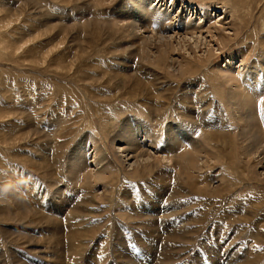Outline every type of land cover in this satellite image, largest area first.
Wrapping results in <instances>:
<instances>
[{"label": "rangeland", "instance_id": "374dc122", "mask_svg": "<svg viewBox=\"0 0 264 264\" xmlns=\"http://www.w3.org/2000/svg\"><path fill=\"white\" fill-rule=\"evenodd\" d=\"M5 1L9 0H0L3 2L0 3V33H2L0 34V264H151L154 255L155 264L158 262L166 264L168 262L169 264L170 262L208 264L209 262L211 264L212 259L219 256L222 250L231 254L236 249H240L236 253L241 255H237L238 257L241 258L242 253L245 254L241 264L248 262L257 253L260 254H257V258H260L259 262L263 263L264 174L256 175L255 172L260 170L255 166V169H252L248 157H243L245 154L242 155L241 139L238 135L240 127H236L238 122L234 120V117L232 118L233 113L236 112L229 103L230 86L221 80V73L234 72L237 82L242 83L241 86L245 89H249L251 86L249 83L260 77L257 80L258 83L264 84V71L259 69V75L253 72V65H264V0H160L157 4L156 0L152 1L151 4L160 10L170 11L173 16L171 23L175 24L172 31L165 34L172 36L170 38L173 44L171 48L166 47V52L171 50L165 52L164 57L159 55L157 57L159 51L156 47L160 45L158 37L163 35L157 33L153 27L145 24L146 31L144 28L139 30L142 33L137 31L143 40L134 38L131 34L128 37L122 36L125 30L116 25L117 16L121 12L114 8L120 4L124 5L123 0H26V4L24 0H16V2L10 0L8 3ZM35 1L38 2L36 3L39 8ZM81 2L86 4L83 6ZM66 6L70 8V11ZM5 9H8V12H5ZM205 16H210L211 21L200 31L195 29L185 33L178 27L179 19L182 17H190L195 24L197 22L204 24ZM37 21L47 23L42 25ZM105 23L107 26L113 23L111 25L114 26L105 27ZM222 38L225 40H221ZM23 42L27 43V46ZM130 44H133L135 49L132 45L130 47ZM240 48L243 49V56L234 57L231 61V55ZM145 49H148L147 52ZM151 61H153L152 64ZM67 67H70L69 71ZM238 72L246 74L250 81L240 82L238 77L241 79L242 74L238 76ZM127 74H132L131 80L118 76ZM150 75L152 77H146ZM136 79L143 80V88L137 86ZM194 82L201 84L202 88L199 87L197 90V83ZM195 86L196 90H194ZM263 89L264 86L258 92H262ZM182 91H186L187 97L183 96ZM176 97H179V100ZM143 102L147 107L142 106ZM162 105L164 107H161ZM254 105L258 120H262L264 116L260 109L256 108H260V105L258 102ZM141 106L146 112L139 110ZM153 106H158L157 110L153 111ZM135 112L138 113L135 114ZM104 113L108 116L105 115L103 120ZM183 113H186V116L189 115L191 120L194 119L193 117H199L198 113H203L202 120L198 121L200 123L195 127V138L199 140L200 138L205 140L206 136L202 133L207 132V129L211 131L223 127L224 132L231 134L232 139L229 140L232 142L229 141V146L226 148H223L225 141L218 142L219 145H213L212 141L205 142L210 149L213 147L216 149H212L219 159L216 163L198 154L199 158L206 159L209 165L204 169L201 168L203 172L200 175L205 182L213 181L214 174L221 168L224 171V181H229L228 186L224 185L223 181H219L220 183L210 184L212 194L192 193L189 188L187 189V185L184 186L183 182L177 178V167H167L164 164L147 174L144 182H140L136 177H133L136 180L123 179L122 173H115L111 180H107L111 197L109 196L105 201L96 199L101 202V205L98 204L100 206H94L92 202H90L91 205L89 203L86 205L95 208L86 209L89 211L92 209L91 212L96 216L90 217L91 213L84 209L81 200L85 194H81L86 188L77 184H72L73 187H77L73 196H69L67 188L64 189L63 199L67 203L65 212L59 209L61 203L54 191L66 182L64 170L74 157L76 152L74 147L81 135L92 131L102 145L106 144V146L103 145V151L115 162L120 171L127 168L125 164L127 162H124V165L122 163L124 158L121 161L120 155H116L108 143L111 129L116 128L123 116L134 115L133 117L150 122L153 118L152 123L159 117L163 123L170 120L190 122L189 117H187L188 121L185 117L182 118ZM110 119L116 120L112 121L113 125ZM233 137L240 140H235ZM91 148L90 146L88 152L92 150ZM155 148H152L153 153H158ZM183 148L188 146H183L179 151ZM54 152L60 154L57 167L54 162L52 165ZM192 152L182 150L180 153L183 157L179 160L181 175L189 171L187 168L190 160L197 154ZM155 153L156 156L159 154ZM158 156L161 157L160 154ZM43 160L51 167H45L42 164ZM242 161L244 163L238 165ZM89 163L88 169L91 170L93 166L91 162ZM217 165L220 166L216 167ZM128 168V170L131 169V167ZM44 170L47 171L46 174ZM190 171L189 174H198L194 170ZM156 172H160L161 180L154 177L157 175ZM239 172L242 174L240 175ZM94 188L92 192L95 194L103 190L100 185ZM231 190L233 194L230 193ZM187 194H190V198L196 196L190 210L198 216L193 217L194 221L188 220L189 227L180 225L177 228L178 231L175 230L178 235H174L173 238L171 235L174 232L169 231V234H172L168 238L169 234L164 233V229L161 228L162 238L157 250L154 242L147 237L150 233V225L147 224L148 222H142V224L141 220L132 216L133 212L144 215L143 212H146L149 207H155V211L151 212L152 217L159 215L161 219L159 223H165L169 217L166 216L165 207L171 204L178 207L180 202L182 205L187 204L184 202ZM141 196L145 199L144 203L140 202ZM258 199L261 204L257 201ZM19 201H21L20 204H18ZM127 202L131 203L130 207L133 210L125 206ZM249 203L259 204L249 206ZM158 206L162 209H156ZM115 208L120 210L115 211ZM177 210L184 209L179 207ZM51 216L61 222L58 223L59 228L56 226V231L50 225ZM78 217L82 219L78 221ZM75 218L78 220L76 221ZM69 223L71 228H67ZM58 230L63 232L67 230V232L76 233L75 235L87 234V236L77 240L74 238L73 241L76 242L73 243L69 236L62 237V242L57 243L60 241L57 237ZM123 234L129 236H126L124 240L127 241L121 244L120 237ZM83 239L86 241L82 242ZM253 246L256 247L251 248Z\"/></svg>", "mask_w": 264, "mask_h": 264}, {"label": "bare ground", "instance_id": "6f19581e", "mask_svg": "<svg viewBox=\"0 0 264 264\" xmlns=\"http://www.w3.org/2000/svg\"><path fill=\"white\" fill-rule=\"evenodd\" d=\"M10 1V0H9ZM8 1V2H9ZM26 4V0H24ZM23 1V2H24ZM34 1V0H33ZM45 1V0H44ZM48 1V0H47ZM83 1V0H82ZM103 1V0H102ZM125 1V3H124ZM154 1V0H123V4L121 6L118 5L114 8V10H118L119 12H121L120 15L117 16V21H116V25H118V27L122 30H125V33L122 34L123 37H128V35H132L134 36V38H139L141 40H143V38L141 37V35H138L142 32H140L139 30L141 28H144V31H146L145 29V24L148 25V26H151L153 27V29L157 32V33H160L162 34L163 36H159L158 40L160 41V45H164V46H156L159 51V53L157 54V57L158 55L159 56H162L164 57L165 56V49H167L166 47H170L172 46V41H171V38L172 36H169V35H165L168 31H172L173 29V26L175 24L171 23L172 21V18L173 16L172 13L170 11H166V10H160L157 6H153L151 4V2ZM156 4L160 1V0H156ZM171 1H174V0H171ZM6 2V1H5ZM6 2V3H8ZM16 2V0H15ZM28 2V1H27ZM30 2V1H29ZM37 1H35L36 3ZM51 2V1H50ZM86 2V1H84ZM0 3H3V2H0ZM32 3V2H31ZM38 3V2H37ZM36 3V4H37ZM48 3V2H47ZM67 3V2H66ZM77 3V2H75ZM84 6V4L86 3H83L81 2ZM79 3V4H81ZM23 4V5H24ZM34 4V3H33ZM35 4V5H36ZM82 4L80 7H82ZM88 4V2H87ZM95 4V3H94ZM155 4V5H156ZM165 4V3H164ZM163 4V5H164ZM2 5V4H1ZM44 5V3H43ZM51 5V4H50ZM89 5H92V4H89ZM39 5L37 4V7ZM42 6V5H41ZM40 6V7H41ZM6 7V6H5ZM4 7V8H5ZM8 7V6H7ZM25 7V6H24ZM67 7V6H66ZM3 8V7H2ZM27 8V7H26ZM29 8V7H28ZM35 8V6L33 7ZM39 8V7H38ZM46 8V7H45ZM68 8V7H67ZM10 9V8H9ZM23 9V8H22ZM25 9V8H24ZM43 9V8H42ZM40 9V11L42 10ZM70 8H68L69 10ZM78 9V8H77ZM6 10V9H5ZM8 10V9H7ZM5 11V12H8V11ZM16 10V9H15ZM21 10V9H20ZM26 10V9H25ZM45 10V9H44ZM75 10V9H74ZM80 10V8H79ZM192 10V8H191ZM3 11V10H2ZM27 11V10H26ZM34 11V10H33ZM32 11V12H33ZM38 11V9H37ZM46 11V10H45ZM44 11V12H45ZM53 11V9H52ZM70 11V10H69ZM80 11H83V10H80ZM25 12V11H24ZM54 12V11H53ZM1 13V12H0ZM4 13V12H3ZM49 13V12H48ZM6 14V13H5ZM5 14H2V15H5ZM187 15V14H186ZM22 16V15H21ZM47 16H50L47 14ZM113 16L115 17V15L113 14ZM4 17V16H3ZM45 17V16H43ZM53 17V16H52ZM19 18V17H18ZM17 18V19H18ZM3 19V18H2ZM40 19V18H39ZM46 19V17H45ZM44 19V20H45ZM113 19V18H111ZM115 19V18H114ZM191 18H186V17H182L181 19H179V22H178V27L183 30L185 33H188L190 30V32H192V30H195V29H203L205 25H207L209 23V21H211V18L210 16H205V23L202 24L201 22H197L196 24L192 22V20H190ZM43 20V19H42ZM48 20H49V17H48ZM202 21V20H201ZM29 22V21H28ZM38 23L40 24H46L45 22H39L37 21ZM14 23V21H13ZM50 23V21L48 22ZM107 23V22H106ZM105 23V27H108L109 25L113 24H109L107 26V24ZM109 23V22H108ZM39 24V25H40ZM42 24V25H43ZM5 25H7L5 23ZM11 25V24H10ZM35 25V24H34ZM46 26V25H44ZM111 26H114V25H111ZM110 26V27H111ZM147 26V27H148ZM210 26V25H209ZM47 27V26H46ZM52 27V26H51ZM146 27V28H147ZM178 28V29H179ZM209 28V27H207ZM42 29V27H41ZM55 29V28H54ZM48 30V29H47ZM53 30V29H52ZM57 30V28H56ZM56 30H53V31H56ZM143 30V29H141ZM33 31V30H32ZM31 31V32H32ZM140 33H138V32ZM50 32V31H49ZM116 32V31H115ZM30 33V31H29ZM41 33V32H40ZM2 34V33H0ZM27 34V33H26ZM39 34V33H38ZM49 34V33H48ZM51 34V33H50ZM41 35V34H40ZM144 36V34H143ZM39 37V35L37 36ZM148 37V36H147ZM146 37V38H147ZM152 37V36H151ZM35 38V36H34ZM33 38V39H34ZM150 38V37H149ZM1 39V38H0ZM145 39V38H144ZM227 39V38H226ZM30 40V39H29ZM148 40V39H147ZM221 40H225V38H222ZM145 43H146V39L144 40ZM143 41V42H144ZM152 41V40H151ZM5 42V41H4ZM222 42V41H221ZM1 43V42H0ZM3 43V42H2ZM142 43V42H141ZM151 43V42H150ZM21 44V43H20ZM23 44H27V43H24ZM153 44V43H152ZM151 44V45H152ZM25 45H22V46H25ZM29 45V44H28ZM134 48V45L133 44H130L129 46ZM148 45V44H147ZM1 46V45H0ZM20 46V45H19ZM18 46V47H19ZM27 46V45H26ZM152 46H155V45H152ZM142 47V46H141ZM145 47V45L143 46ZM150 47V45H149ZM22 48V47H21ZM140 47H138L139 49ZM171 48V47H170ZM1 49V47H0ZM135 49V48H134ZM137 49V51H138ZM80 50V49H79ZM130 50V48L128 49ZM133 50V49H132ZM131 50V51H132ZM140 50V49H139ZM148 50V49H147ZM147 50L145 49V51L147 52ZM150 50V48H149ZM171 50V49H170ZM170 50H167L170 51ZM136 51V50H135ZM152 51V49H151ZM150 51V52H151ZM149 52V53H150ZM155 52V51H154ZM166 52V53H167ZM137 53V52H135ZM157 53V52H156ZM155 53V54H156ZM129 54V53H128ZM154 54V56H156ZM151 55V54H150ZM153 56V57H154ZM168 56V55H167ZM232 58L230 59L231 61L233 60L234 57H237V56H243V49H237L236 53L235 54H232L231 55ZM148 57V56H147ZM145 58V57H143ZM169 58V57H168ZM173 58V57H172ZM88 59V58H87ZM147 59H150V58H147ZM153 59V58H152ZM165 59V58H164ZM118 60V59H117ZM121 60V59H120ZM145 60V59H143ZM154 60V59H153ZM157 60V59H156ZM173 60V59H172ZM229 60V63H231V61ZM31 61V60H30ZM76 61V60H75ZM150 61V60H149ZM32 62V61H31ZM36 62V61H34ZM38 62V61H37ZM118 62V61H117ZM124 62V61H123ZM153 61H151L150 63L152 64ZM41 62H39L40 64ZM144 63V61H143ZM149 63V64H150ZM125 64V63H124ZM166 64V63H165ZM164 64V65H165ZM254 64V63H253ZM257 64V63H255ZM42 65V63H41ZM80 65V64H79ZM144 65H146L144 63ZM167 65V64H166ZM165 65V66H166ZM73 66V65H72ZM150 66V65H148ZM169 66V65H168ZM167 66V68L169 69V67ZM117 67V66H116ZM141 67V66H140ZM68 68V67H67ZM70 68V67H69ZM69 68H68V71H69ZM162 68V67H161ZM264 71V65H259V66H254L253 65V72L254 74L256 75H259L260 74V70ZM66 70V69H65ZM143 70V69H142ZM165 71V70H164ZM221 71V70H220ZM67 72V71H66ZM116 72V71H115ZM225 72V71H224ZM221 73V80H223V82L225 84H228L230 87V90L228 89V97H229V103L231 104V106L233 107V110L236 112V113H233V116L232 118L234 117V120L238 122V126L236 127H240V130L238 132V135H239V139H234L235 140H240L241 141V150L243 151L242 155L243 157H248V161L251 162V166H252V169L254 168V166L256 167V169L260 170V172H257L256 170H252V171H256V175H261V174H264V117L262 118V120H258V117L256 115V112H255V105L256 102H258V104L260 105V108L256 107L257 109H260V111L262 112V115L264 116V89L262 90V92H258V90H260V88H262L264 86L263 83H258V78L257 80H253L254 82H251L249 83L251 86L249 87V89H245L243 86H241V84L239 82H237V79L235 78V73L234 72H226V73ZM166 73V72H165ZM240 76H241V79L240 77L239 80L240 82L243 80L244 82L245 81H250L249 77L246 75V74H243V73H240L238 72ZM237 73V74H238ZM148 74V73H147ZM156 74V73H155ZM155 74H153L155 76ZM264 74V72H263ZM117 77V74H115ZM183 75V74H182ZM189 75V74H188ZM109 76V75H108ZM118 76H121V77H126V79H129L131 80L132 79V74H127V75H118ZM111 77V76H109ZM146 77H152V75L150 76H146ZM253 78V77H252ZM264 78V77H263ZM137 80V79H136ZM215 80V79H214ZM217 80V79H216ZM118 81V80H117ZM157 81V80H156ZM261 82V81H260ZM122 83V80L120 81V84ZM195 83V82H194ZM197 83V82H196ZM195 83V84H196ZM238 83V84H237ZM113 84V83H112ZM134 84V83H133ZM137 86H140L142 87V85L144 84L143 83V80H137L136 82ZM154 84V83H153ZM240 84V85H239ZM253 84V85H252ZM135 85V84H134ZM233 85V86H232ZM116 86V85H115ZM202 85L201 84H198L197 83V90L199 89V87H201ZM120 87V86H119ZM204 87V86H203ZM118 88V87H117ZM143 88V87H142ZM202 88V87H201ZM119 89V88H118ZM128 89V88H126ZM125 89V90H126ZM130 89V88H129ZM146 89V88H144ZM64 90V89H63ZM131 90V89H130ZM149 90V89H148ZM193 90V88H192ZM196 90V86H195V89ZM203 90V89H202ZM135 91V89H134ZM147 91V90H146ZM145 92V91H144ZM148 92V91H147ZM151 92V90H150ZM183 92V91H182ZM131 93V92H130ZM195 93V92H194ZM202 93V92H201ZM146 94V93H144ZM131 95V94H130ZM136 95V94H135ZM149 95V94H147ZM150 96V95H149ZM149 96H147L149 98ZM183 96L184 97H187V94H186V91L183 92ZM202 96V95H201ZM146 97V95H145ZM144 97V99H145ZM180 97V96H179ZM178 97V98H179ZM183 97V98H184ZM227 97V98H228ZM153 98V97H152ZM151 98V99H152ZM177 97L176 99L179 100ZM189 98V97H188ZM192 98V97H191ZM197 98V97H196ZM200 98V97H199ZM203 98V97H202ZM157 99V98H156ZM182 98H180L181 100ZM149 100V99H148ZM155 100V98L153 99ZM160 100V99H159ZM171 100V99H170ZM129 101V100H127ZM136 101V100H135ZM134 101V102H135ZM152 101V100H151ZM165 101V100H164ZM203 101V100H202ZM201 101V102H202ZM119 102V101H118ZM141 102V101H140ZM148 102V101H147ZM153 102V101H152ZM179 102V101H178ZM228 102V101H227ZM111 103V102H110ZM122 103V102H121ZM130 103V102H129ZM165 103V102H164ZM177 103V102H176ZM181 103V102H180ZM183 103V102H182ZM181 103V104H182ZM189 103V102H188ZM149 104V103H148ZM203 104V103H202ZM108 105V104H107ZM161 105V104H160ZM258 105V106H259ZM106 106V105H104ZM142 106L144 107H147L146 104H144V102L142 103ZM139 107V110L141 112H146L145 108L144 107ZM159 106V105H158ZM158 106H153V111L157 110ZM173 106H176V105H173ZM189 106V105H188ZM160 107V106H159ZM161 107H164L163 105ZM166 107V106H165ZM177 107V106H176ZM187 107V106H186ZM218 107V106H217ZM108 108V106H107ZM120 108V107H118ZM190 108V106L188 107ZM194 108V107H193ZM111 109V108H110ZM116 109V108H115ZM114 109V110H115ZM122 109V108H120ZM163 109V108H162ZM166 109V108H165ZM185 109V108H184ZM118 110V109H117ZM187 110V109H186ZM110 111V110H109ZM161 111V110H160ZM167 111V110H166ZM165 111V112H166ZM216 111V110H215ZM112 112V111H111ZM152 112V111H151ZM103 113V112H102ZM138 113V112H135V114ZM187 113V111H186ZM184 114L181 115L182 118L185 117L188 121V116H186L187 114H190V113H187V114ZM213 113V112H212ZM260 113V112H258ZM155 114V112H154ZM162 114V113H161ZM180 114V112H179ZM105 115L106 113H104V115H102V118L104 120L105 118ZM191 115V114H190ZM201 115H203V113L201 114H197V116L199 117H193L194 119L191 120V117H189V120L190 122L188 121L187 123H184L183 121H179L177 120L176 118V122L174 120H168L169 122L167 123H163V120L161 122V120L159 118H156V120L154 121V123H152L153 121V118H152V121L150 122L149 120H145V119H142V118H138V117H133L134 115H127L126 117L123 116V119L119 122V124L116 126V128L114 129H111V135L109 137V145L108 146H111V149L113 148V152L116 154V155H120V158H121V161H122V158H124L123 160V164L124 162H127L125 164H127V168L128 167H131L130 170H128L127 168L126 169H123V170H118L117 169V166L115 165V162H113L106 154L105 152L103 151V147L106 146V144L103 146L102 143H100L101 141L99 139H97L95 136H94V133L92 131H87L85 132L83 135H81V137L79 138V140L76 142L75 144V154H74V157L72 158V160H70V162L68 163L67 165V168L64 170V176H65V179H66V182L64 185H62L61 187H57V189L54 191L56 197L58 198V200L60 201L61 205H59V209L63 212H65V205L67 204L64 199H63V193H64V189L67 188L68 189V192H69V196H73L74 195V191L75 187L72 186V184L76 185L77 186H81V187H85L86 190L81 194V195H84L83 196V201L81 200L82 202V205L84 206V209L86 210V212H90L91 216H94L95 214H93L91 211H89V209L87 210L86 208H94L92 206L90 207H87L86 205H88V203L90 204V202H92V204L94 203V206L95 205H98L100 204L101 202L100 201H97L96 199H100V200H103L105 201L106 198H108L110 196V191L108 190V185H107V180H111V178L114 176L115 173H122V175H124L123 179H133V180H136L135 178L133 177H136L137 180L139 179L140 182H144L146 181L145 180V177L147 174H149L153 169H155L157 166L159 165H164L165 166L167 165L168 166H171L172 168H175L177 167L176 169H178L177 171V174H178V179L180 181L183 182V185L186 186L187 185V189L189 188L190 191H192V193H198V195L200 194H206V193H209V194H212L213 192L210 190V186L212 187V183H218L219 181H223L224 182V185L228 186V182L225 180L224 181V171L220 168L218 169V171L214 174V178H213V181H209V182H205L204 178L201 177V173L203 172L202 170L206 167H208L209 165L207 164V161L206 159H202V158H199V155H202L204 157H208L210 158L211 160H213L215 163L219 160L218 159V156H215V152H213L214 150H212L214 147L211 145L213 148H209L208 147V144L206 145L205 142H210L212 141V144L213 145H217L218 142H226L225 143V147L223 148H226L227 146H229V140L230 138L232 139V136L231 134L227 131L224 132V130L222 128H218L217 130L215 129H212L211 131L209 129H207V132H201L203 134V136L205 135L206 138L205 140H203L202 138L197 139L195 138V135H196V129L195 127L196 124L200 123L198 121L202 120V117ZM232 115V114H231ZM230 115V116H231ZM260 115V114H259ZM258 115V116H259ZM261 115V116H262ZM108 116V115H106ZM119 116V115H118ZM122 117V115H120ZM219 116V115H218ZM110 117V116H109ZM120 117V118H121ZM107 118V117H106ZM113 118V117H112ZM119 118V117H118ZM181 118V119H182ZM213 118V117H212ZM115 119V118H114ZM172 119V118H171ZM184 119V120H186ZM197 119L196 121H193ZM111 120V124H112V121H116V120H113V119H110ZM151 120V119H150ZM224 120V119H223ZM233 120V121H234ZM186 122V121H185ZM197 122V123H196ZM223 123V122H222ZM110 124V122H109ZM113 125V124H112ZM201 125V124H200ZM208 125V124H207ZM220 125V124H219ZM210 126V125H209ZM215 126V125H214ZM218 126V125H217ZM113 127V126H112ZM200 128V127H199ZM222 129V130H221ZM83 130V129H82ZM86 131V130H85ZM198 133V132H197ZM231 136V137H230ZM26 137V136H25ZM218 138L219 141H218ZM3 140V139H2ZM7 140V139H6ZM105 140V139H104ZM1 142V141H0ZM5 142V141H4ZM232 142V141H231ZM235 142V141H234ZM237 143V142H236ZM221 144V143H220ZM188 146V148H183L182 150L183 151H187V152H192V151H195L197 154L195 155L194 158H192L190 160V163H189V166L187 169H189V171L186 173H184L183 175H181V169H180V162L179 160L181 158H183L180 153L181 151H179L183 146ZM219 145V144H218ZM231 145V144H230ZM90 146L92 147L91 151L88 152V149H90ZM115 146H117V148H115ZM224 146V144H223ZM73 147V146H72ZM87 147V148H86ZM156 147V148H155ZM107 148H110V147H107ZM152 148L154 149H157L156 151L160 154L161 157H159L158 153H155V154H158L157 156L154 155L153 151H152ZM237 148V146H236ZM235 148V149H236ZM159 149V151H158ZM215 149V148H214ZM74 150V149H73ZM216 150V149H215ZM179 151V152H178ZM59 152V151H57ZM62 152V151H61ZM108 152V151H107ZM195 152H192V153H195ZM237 152V151H235ZM67 153V152H66ZM64 154V153H63ZM114 154V155H115ZM199 154V155H198ZM241 154V153H239ZM59 155L60 154H57L56 152H54V160L52 161V165H53V162L56 164V167L58 166V160H59ZM65 155V154H64ZM67 155V154H66ZM237 155V154H236ZM241 155V156H242ZM112 156V155H111ZM119 157V156H118ZM225 157V156H224ZM65 158V157H64ZM67 158V157H66ZM199 158V159H198ZM113 159V158H112ZM222 159V158H221ZM237 159V158H236ZM242 159V158H241ZM42 160V159H40ZM245 160V159H244ZM61 161V160H60ZM64 161V160H62ZM116 161V160H115ZM201 161V163H200ZM235 161V159H234ZM237 161V160H236ZM240 161V160H238ZM237 161V162H238ZM247 161V162H248ZM89 162L92 163V169L89 170L88 169V164H90ZM164 162V163H163ZM60 163V162H59ZM200 163V164H199ZM236 163V162H235ZM242 163H244L243 161L238 164V165H241ZM42 164L46 167V166H49L51 167V165H49L48 162H46L45 160L42 161ZM54 164V166H55ZM124 164V165H125ZM218 164H220V162H218ZM227 164V163H225ZM232 164V163H231ZM37 165V164H36ZM122 165V164H121ZM237 163L234 165L236 167ZM60 166V164H59ZM220 166V165H219ZM218 165L216 167H219ZM233 166V164H232ZM63 168V167H62ZM162 168V167H161ZM203 168V169H201ZM241 168V166L239 167V169ZM251 168V167H250ZM166 169V167H165ZM238 169V168H237ZM255 169V168H254ZM53 170H56V169H53ZM58 170V168H57ZM190 170H194V172H198V174H189V172L191 173ZM228 170V169H226ZM225 170V171H226ZM230 170V169H229ZM250 170V169H249ZM176 171V170H175ZM174 171V172H175ZM215 171V170H214ZM241 171V170H240ZM45 172V170H44ZM50 172V171H49ZM57 172V171H56ZM158 172V171H157ZM155 173L157 174L156 176L154 177H157V180H159L160 178V175L159 173ZM236 174V171H234ZM242 172V171H241ZM47 173V171L45 172V174ZM58 173V172H57ZM56 173V174H57ZM105 173V174H104ZM211 173V172H209ZM240 173V172H239ZM244 173V172H243ZM246 173V172H245ZM244 173V174H245ZM52 174V173H50ZM55 174V173H54ZM59 174V173H58ZM169 174V173H168ZM173 174V173H172ZM175 174V173H174ZM242 173H240L241 175ZM251 174V173H250ZM60 175V174H59ZM163 175V174H162ZM58 176V175H57ZM226 176V175H225ZM254 176V175H253ZM48 177V176H47ZM50 177V176H49ZM120 177V176H119ZM150 177V176H148ZM176 177V176H175ZM212 177V176H211ZM233 177V176H231ZM239 177V176H238ZM46 178V177H45ZM121 178V177H120ZM227 178V177H226ZM229 178V177H228ZM227 178V179H228ZM64 179V178H63ZM122 179V180H123ZM176 179V178H175ZM247 179V178H246ZM245 179V180H246ZM264 179V178H263ZM152 180V179H151ZM161 180V178H160ZM163 180V179H162ZM165 180V179H164ZM200 180H202L200 183ZM211 180V179H210ZM138 181V182H139ZM46 182V181H45ZM49 182V181H48ZM53 182V180L51 181ZM150 182V180H149ZM154 182V181H153ZM181 182V183H182ZM233 182V181H232ZM156 183V182H154ZM220 183V182H219ZM234 183V182H233ZM232 183V184H233ZM53 184V183H52ZM201 184V185H200ZM221 184H223L221 182ZM231 184V182H230ZM252 184V183H251ZM46 185V184H45ZM54 185V184H53ZM61 185V184H60ZM98 186L100 185L102 187V191L99 193V194H95L93 193L92 189L95 190L94 186ZM151 185V184H150ZM154 185V184H153ZM235 185H236V181H235ZM249 185V184H248ZM253 185V184H252ZM30 186V184H29ZM33 186V185H31ZM222 186V185H221ZM254 186V185H253ZM264 186V185H263ZM41 187V186H40ZM52 187V186H51ZM216 187V186H215ZM229 187H231L229 185ZM229 187H228V190H229ZM45 187L43 186V189ZM49 188V187H48ZM55 188V186H54ZM82 188V189H83ZM97 188V187H96ZM124 188V187H123ZM154 188V186H153ZM219 188V187H218ZM224 188V187H223ZM222 188V189H223ZM252 188V187H251ZM29 189V188H28ZM31 189H33L31 187ZM80 189V188H79ZM226 189V188H225ZM98 190V189H97ZM219 191V189H217ZM77 191V190H76ZM226 191V190H225ZM224 191V192H225ZM237 191V190H236ZM212 192V193H211ZM216 192V191H215ZM223 192V191H221ZM230 192V191H229ZM233 192H235L233 190ZM52 193V192H51ZM78 193V192H77ZM141 193V192H139ZM232 193V190L231 192ZM229 193V194H230ZM35 194V193H34ZM134 194V192H133ZM138 194V193H137ZM144 194V193H143ZM181 194V192H180ZM185 194V192H184ZM215 194V193H214ZM233 194V193H232ZM260 194V193H259ZM38 195V194H37ZM49 195V193H48ZM51 195V194H50ZM65 195V193H64ZM99 195V196H98ZM140 196V194H138ZM179 195V194H178ZM235 195V194H234ZM7 196V195H6ZM213 196V195H212ZM222 196V195H221ZM55 197V198H56ZM111 197V196H110ZM182 197V196H181ZM196 197V196H195ZM190 198V194L187 196L185 195L184 197V202H186L187 204L184 203V205H182L180 202L179 206H174V204H171L167 207H165V211H166V216H169L168 217V221H166L165 223H159V221H161L159 215H155L152 217V213L153 211H155V207L152 208V207H149L146 212H143L145 213L144 215H140L141 213H134L132 214V216L134 217H137V220H141V223L144 222H148L147 224L150 225L151 229L149 230V235L147 236L151 242H154L155 244V247L159 248V242L161 241V238H162V234H161V228L164 229V233H168L169 234V231L171 232H174L173 235H171V237L173 238L174 235H178L175 233V230L177 228L181 226H185V227H189V222L188 220H193V217L196 218L198 215H195L196 213H194V211H191L192 207H193V204H194V199L196 198ZM219 197V196H218ZM217 197V198H218ZM231 197V196H230ZM235 197V196H234ZM257 197V196H256ZM10 198V197H9ZM51 198V196H50ZM66 198V197H65ZM203 198V197H202ZM18 199V198H17ZM16 199V200H17ZM35 199V198H34ZM53 199V198H52ZM51 199V200H52ZM71 199V198H69ZM75 199V198H74ZM227 199V197H226ZM235 199V198H233ZM14 200V199H13ZM41 200V199H40ZM113 200V199H112ZM144 200L145 199H142V196H141V200L140 202L144 203ZM183 200V199H182ZM200 200V198L198 199ZM222 200V199H220ZM219 200V201H220ZM263 200V199H262ZM73 201V200H72ZM110 201V200H109ZM256 201V200H255ZM257 201H259L260 203V199H258ZM16 202V201H15ZM21 201L18 202V204H20ZM51 202V201H50ZM68 202V200H67ZM196 202V201H195ZM48 202H46L47 204ZM111 203V202H110ZM259 203L257 204H252V203H249V206H256L258 205ZM17 204V202H16ZM24 204V203H23ZM27 204V203H26ZM109 204V203H108ZM261 204V203H260ZM49 205V204H48ZM91 205V204H90ZM101 205V204H100ZM98 205V206H100ZM131 203L127 202L125 206H127V208H130L133 210V208L130 207ZM196 205V204H195ZM109 206V205H107ZM139 206V205H138ZM49 207V206H48ZM161 206H158L156 209H162L160 208ZM180 209H184V210H177V208ZM26 208V207H25ZM114 208V207H113ZM70 209H74V208H70ZM95 209V208H94ZM93 209V210H94ZM97 209H99V207H97ZM139 209V208H138ZM191 209V210H190ZM46 210V209H45ZM48 210V209H47ZM50 210V209H49ZM120 208H115V211H119ZM131 210V211H132ZM53 211V210H52ZM81 211V210H80ZM100 211V210H99ZM98 211V212H99ZM102 211V210H101ZM100 211V212H101ZM104 211H108V210H104ZM51 212V211H50ZM72 212V210L70 211V213ZM152 212V213H151ZM188 212V213H187ZM31 213V212H30ZM96 213V212H95ZM103 213V211H102ZM33 214V213H32ZM35 214V213H34ZM49 214V213H48ZM57 214V213H56ZM66 214V213H65ZM89 214V213H88ZM87 214V215H88ZM120 214V213H118ZM150 215V216H147V215ZM31 215V214H30ZM40 215V214H39ZM122 215V213H121ZM66 216V215H65ZM96 216V215H95ZM124 216V215H122ZM127 216V215H126ZM52 217V216H51ZM88 217V216H87ZM98 217V216H97ZM101 217V216H100ZM109 217V216H108ZM46 218V217H45ZM44 218V219H45ZM55 218V217H54ZM117 218V217H116ZM129 218V216L127 217V219ZM132 218V217H131ZM65 219H68V217ZM79 219V220H78ZM78 219L75 218V220L77 221H80V219H82V217H78ZM96 219V218H95ZM102 219V218H101ZM108 219V218H107ZM135 219V218H134ZM263 219V218H262ZM51 227L54 228V231H56V226L57 228H59L58 226V223L60 224V220H56V219H53V217L51 218ZM131 220V219H130ZM91 221V220H90ZM103 221V220H102ZM260 221V220H259ZM262 221V220H261ZM260 221V222H261ZM83 222V220H82ZM81 222V223H82ZM99 222V220H98ZM101 222V221H100ZM138 222V221H137ZM150 222V223H149ZM263 222V221H262ZM67 223V222H66ZM72 223V222H71ZM139 223V222H138ZM140 223V225H141ZM199 223V221H198ZM214 223V222H212ZM47 224V223H46ZM78 224V223H77ZM80 224V223H79ZM133 224V223H132ZM143 224V223H142ZM49 225V224H48ZM68 227L67 228H71L72 226H69L71 225L70 223L67 224ZM73 225V224H72ZM76 225V224H75ZM94 225V224H93ZM139 225V224H138ZM137 225V226H138ZM146 225V224H145ZM142 226V225H141ZM144 226V225H143ZM148 227V225H146ZM195 226V225H194ZM214 226V225H213ZM264 226V224L262 225ZM49 227V226H48ZM81 227V226H80ZM91 227V226H90ZM99 227V226H98ZM205 227V225H204ZM258 227V225H257ZM261 227V226H260ZM144 228V227H143ZM206 228V227H205ZM77 229H80V228H77ZM91 228H89L90 230ZM98 229V228H97ZM96 229V230H97ZM147 229V228H146ZM145 229V230H146ZM201 229V228H200ZM213 229V228H212ZM211 229V231H212ZM53 230V229H52ZM60 230V229H59ZM58 230V234H57V237L60 239V241H57V243H61L62 240L61 238L64 237V238H72V243L73 242H76V241H73L74 238H76L75 240H77V238H82V237H86L87 234H84V235H81V234H73L72 232H67L66 231H59ZM87 230V229H85ZM130 230V229H129ZM194 230V229H193ZM192 230V233H194V231ZM197 230V229H196ZM74 231V230H73ZM82 231V230H81ZM93 231V230H92ZM91 231V232H92ZM131 231V230H130ZM178 231V229H177ZM181 231V230H180ZM183 231H185L183 229ZM198 231H200L198 229ZM87 232V231H86ZM97 232V231H95ZM56 233V232H54ZM126 233V232H125ZM189 233V232H188ZM191 233V232H190ZM93 235V233H91ZM172 234V233H170ZM170 234L169 236L167 235V237L169 238L170 237ZM210 234V233H209ZM53 235V234H52ZM166 235V234H165ZM128 237L129 235L127 234H123L121 235V240H120V243L121 244H124L125 241L127 240H124L125 237ZM132 236V235H131ZM164 236V235H163ZM52 237H56V236H52ZM56 237V238H57ZM89 237V236H88ZM94 237V236H93ZM145 237V236H144ZM179 238V237H178ZM189 238V237H187ZM129 239V238H128ZM104 240V239H103ZM82 242L86 241V240H81ZM88 242V241H87ZM65 243V242H64ZM69 243V241H68ZM81 243V242H80ZM119 243V244H120ZM73 244H71L72 246ZM75 245V244H74ZM236 245V244H235ZM63 246V245H62ZM124 246V245H123ZM173 246V245H172ZM248 246V245H247ZM251 246V244H250ZM264 246V245H263ZM79 247V246H78ZM256 246H253L251 248H255ZM148 249V248H147ZM247 249V248H246ZM230 250V249H229ZM250 250V249H248ZM253 251V249H251ZM235 251V253H234ZM233 253H227L225 252V250L221 251L220 255L219 256H215L214 259H212V263L211 264H241V261H242V257H244L243 255H245L244 253L240 252V254L242 253V257H238V256H241L239 254L236 255V253H238L240 251V249H236L234 250ZM256 251V250H255ZM170 253V252H169ZM259 254V253H257ZM257 254L252 258L250 259L248 262H246L245 264H264V262H259L260 258H257ZM236 255V256H234ZM260 255V254H259ZM155 256V255H154ZM153 256V259L151 260V264H155V260H154V257ZM160 256V255H159ZM158 256V257H159ZM171 256V254H170ZM59 258V257H58ZM169 258V257H168ZM172 258V257H171ZM159 259V258H157ZM167 259V258H166ZM175 259V258H174ZM264 259V258H263ZM244 260V259H243ZM147 261V259H146ZM60 263V262H59ZM149 264V263H148ZM158 264H166V263H161V262H158ZM169 264V262L167 263ZM170 264H173L170 262ZM208 264H210L208 262Z\"/></svg>", "mask_w": 264, "mask_h": 264}]
</instances>
